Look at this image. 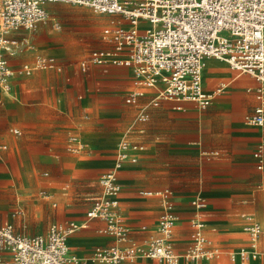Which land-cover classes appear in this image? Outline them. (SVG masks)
I'll return each mask as SVG.
<instances>
[{
  "label": "crops",
  "instance_id": "1",
  "mask_svg": "<svg viewBox=\"0 0 264 264\" xmlns=\"http://www.w3.org/2000/svg\"><path fill=\"white\" fill-rule=\"evenodd\" d=\"M52 5L55 4L45 6L48 18L36 29L13 35L17 39L25 38L31 47L22 45L20 53L7 57L10 68L33 65L40 57L54 58L57 67L58 49L51 46L57 36H54V30L44 27L51 19L49 11ZM97 16L100 18L97 21L100 38L104 28L121 20L118 16ZM56 30L60 31V27ZM104 44L97 50L110 49L108 44ZM82 61L78 63L76 72L73 70L70 75L68 69L72 65H67L63 77L55 75L53 70L56 67L36 69L30 76L14 75L11 99L0 95V124L14 123L15 115L11 110L17 104L16 97L31 106L24 110L18 128L10 129L11 133L14 129L20 132L19 135L12 133L11 137L22 135L25 154L21 159L16 156L18 165H49L58 181H66L67 176L75 172L74 187L77 190L74 194L80 188L82 192L89 186L91 176L100 174L97 179L99 189L89 192L85 202L67 205L61 210L58 221L86 223L87 209L92 200L101 194L99 179L114 167L112 163L120 143L124 117L128 118L126 113L136 120V114L143 112L149 120L143 124L137 122L134 140L129 142L138 143L141 150L144 149L142 154L137 153V161L147 158V164L141 167L145 173H116L120 187L117 211L131 241L141 245L157 236L163 200L154 194L168 190L175 220L170 239L174 252L182 255L190 247L191 224L197 220L202 222L204 235L211 243L208 248L216 251L210 259H180L178 264H250L255 261L256 264H264V131L245 122V117L251 115L258 104L256 82L247 75H237L222 62L208 59L205 65L212 67V75L207 79L202 77V87L209 93L219 90L208 108L200 109L192 103L171 101H161L153 107L151 102L156 92L152 89H142L143 96L131 105L125 99L129 93L140 89L131 81L129 67L90 63L86 71H82ZM212 64L224 65L228 71ZM228 78L229 81L225 82ZM205 80L209 83L206 84ZM120 88H131L122 105L120 100L112 98L119 96L118 93L108 92ZM86 95L89 98L85 103L83 99ZM11 101L15 104L9 105ZM71 118L77 123L71 131L76 132L66 135V128L72 125ZM70 136H76L80 141L81 150L77 153L68 149L67 139ZM2 146L5 148L1 149L5 150L8 144ZM157 157L162 158L161 164L156 162ZM7 158L14 164L13 156L8 155ZM20 174L22 177L21 171ZM9 175L10 169L0 167V182H8ZM41 175L48 176V173ZM143 177H160L166 188L142 192L139 181ZM146 192L152 195H146ZM58 199L62 198L59 196ZM196 199L203 200L205 206L196 208L192 204ZM4 222L11 224L10 221ZM87 223L88 228L67 239L68 255L74 258L68 264H103L94 258L95 249L117 245L112 237L95 232L104 226L102 221ZM252 223L261 228L254 248L245 231ZM48 227L37 234L44 233ZM243 234L247 237L244 238ZM241 250L247 255L244 261L239 258ZM253 252L258 259L250 260ZM231 255L234 257L231 258ZM124 264L165 263L138 257Z\"/></svg>",
  "mask_w": 264,
  "mask_h": 264
},
{
  "label": "built area",
  "instance_id": "2",
  "mask_svg": "<svg viewBox=\"0 0 264 264\" xmlns=\"http://www.w3.org/2000/svg\"><path fill=\"white\" fill-rule=\"evenodd\" d=\"M48 4L81 7L97 15L121 18L102 30L101 39L110 49L91 52L80 63V68L86 71L90 63L129 67L134 86L140 90L128 94L127 104H136L143 96L142 89H152L156 92L151 102L153 107L161 101H171L208 108L219 90L209 93L203 89L202 68L205 60L215 59L223 61L237 75H247L256 82L258 104L253 113L245 117V122L264 131V0H0L1 92L11 90L14 75L30 76L36 69L56 67L52 57H40L33 65L16 69L10 68L7 59L20 53L22 45H29L25 38L17 39L13 35L19 31L31 32L45 22ZM223 33L226 35H221ZM136 120L143 124L149 117L138 112ZM12 133L20 134L15 129ZM67 141L69 151L81 150L78 137L70 136ZM141 149L138 143L120 141L114 167L99 179L101 194L87 209L86 223L51 224L44 233L26 236L0 220V264L73 262L74 258L68 255L67 239L88 228L87 222L91 220L102 221L104 226L95 232L112 237L117 244L95 249L94 258L103 264H124L138 257L165 264H178L180 259L195 261L213 257L216 251L208 248L211 243L204 235L200 220L191 224L190 247L182 255L174 252L170 239L175 220L168 190L154 194L163 200L157 236L141 245L129 238L117 211L120 187L116 173L122 164L135 163ZM192 204L196 208L205 206L201 199ZM245 231L254 248L261 233L260 226L252 223ZM239 258L241 261L247 258L243 250Z\"/></svg>",
  "mask_w": 264,
  "mask_h": 264
},
{
  "label": "rangeland",
  "instance_id": "3",
  "mask_svg": "<svg viewBox=\"0 0 264 264\" xmlns=\"http://www.w3.org/2000/svg\"><path fill=\"white\" fill-rule=\"evenodd\" d=\"M49 13V17L53 20L50 19L44 27H47L49 30H54V33L56 34L54 36L57 37L55 43L51 46L58 49L57 67L53 71L55 75L63 77L67 65H72V67L68 69L71 71L69 75L72 74L73 70L76 72L80 61L86 59L91 51L97 50L105 46V44L100 38L99 24L97 21L93 20L97 15L93 14L90 10L81 7L61 6L55 4L51 6ZM56 24L60 27V31L53 28ZM221 35L226 34L223 33ZM28 47L31 46L29 45ZM13 64L17 63L14 62ZM212 65L225 68L224 65ZM228 73L230 74V72ZM211 75L212 71L211 73L204 72L203 77L204 79H207L208 76ZM129 76L132 81L133 77L131 72H129ZM227 81H229V78L225 82ZM205 82L207 84L209 83V80H205ZM14 89L16 91L15 87ZM129 89L131 88H120L108 92L113 94L118 93L119 96L116 95V97L114 96L112 98L120 100L122 105L123 99ZM59 91V93H61L62 88L59 89ZM87 98H89V95L85 96L83 102L86 103ZM10 99L11 98H8V100ZM15 101L17 104L11 110L15 115L14 123H11L10 125H4L3 123L0 124V146L6 143L8 144V147L5 150H2L0 147V167L7 170L10 169L9 181L0 182V220L2 222L10 221L16 231L32 236L39 231L45 230L53 223L64 224L65 222L58 221V218L61 215V210L67 208V205L74 206L77 201L85 202L88 198L87 194L89 192H92V190H98L97 179L100 174L91 176L88 184L89 186L82 192V189L80 188V191H78L77 194H74L76 192L75 190H77L76 187H74L76 184L75 172H72L67 176L66 181H58L55 179V174L50 170L49 165H18L16 156L21 159L25 154V150L22 146V135L13 138L11 137L12 133L10 129L15 127L18 128L17 124L23 120L24 110L26 108H31V106L22 101L20 102L18 97H16ZM15 101L8 102V104L14 105ZM2 108H5V106ZM126 115H128V118L126 119L124 117L125 121L123 122V130L121 131L122 134L118 143L121 140H134L138 124L131 114L126 113ZM76 127V120L74 123L72 119V125L66 128V135L68 133L72 134L73 132H76L71 131ZM65 146L64 143V147ZM139 152L142 154L144 149L139 150ZM8 155L13 156L14 164H12V161L8 160ZM114 158H116V154L114 155ZM161 160V157H157L156 162L161 164ZM4 162L8 163L5 164ZM112 164H115V159ZM142 164H147V158H144L143 161L139 158L137 161L136 155L135 163H124L117 172L125 171L129 174H144L145 172L143 173L141 170ZM159 168H161V166ZM20 171L23 173L22 177H20ZM43 172H47L48 176H42L41 174ZM69 177H71V179H69ZM139 182L142 192L153 188H158L159 190L166 188L160 177L151 179L143 177L140 178ZM59 196L62 198L61 200L58 199ZM243 235L244 238L247 237L246 234ZM250 264H256V261Z\"/></svg>",
  "mask_w": 264,
  "mask_h": 264
},
{
  "label": "bare ground",
  "instance_id": "4",
  "mask_svg": "<svg viewBox=\"0 0 264 264\" xmlns=\"http://www.w3.org/2000/svg\"><path fill=\"white\" fill-rule=\"evenodd\" d=\"M93 20L94 21H100V18L98 17V16H96L95 18H93ZM54 28H56V29H58L59 28V26L56 24V25H54ZM122 49H127L126 47H121ZM217 61H219V60H217ZM219 62H222V63H224L223 61H219ZM205 63H206V60L204 61V66H203V68H202V77H203V71H204V69H205V67H206V65H205ZM225 64V63H224ZM215 67V66H214ZM215 70V69H214ZM211 71H212V67H209V66H207L206 67V69H205V72L206 73H211ZM223 85V84H222ZM10 92H11V90L10 91H8V92H1L0 91V95L1 96H3V97H6V98H9L10 97ZM5 98V99H6ZM255 259H258V255L255 253V252H253V253H251V255H250V260H255ZM238 264V263H237Z\"/></svg>",
  "mask_w": 264,
  "mask_h": 264
}]
</instances>
